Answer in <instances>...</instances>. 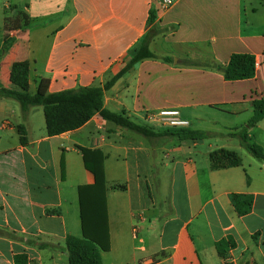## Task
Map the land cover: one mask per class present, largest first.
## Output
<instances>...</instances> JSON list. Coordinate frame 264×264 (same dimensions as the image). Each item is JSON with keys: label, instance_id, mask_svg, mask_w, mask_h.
Instances as JSON below:
<instances>
[{"label": "crops", "instance_id": "0c3cea01", "mask_svg": "<svg viewBox=\"0 0 264 264\" xmlns=\"http://www.w3.org/2000/svg\"><path fill=\"white\" fill-rule=\"evenodd\" d=\"M157 9L152 0H0V87L17 89L12 66L27 61L31 92L40 79L50 93L105 85L132 59L154 11L152 25L168 31L150 48L174 63H136L105 92V107L140 124L146 110L179 109L192 129L214 137L149 138L99 114L50 136L43 107L23 116L16 100L0 99V264H69L66 237L82 236L79 187L94 183L76 146L106 156L103 264H264V159L235 141L253 101L264 98V0H176ZM235 53L256 57L254 78L177 65L224 66ZM248 134L264 150V119ZM220 148L242 165L214 169L209 153ZM232 194L252 195L251 212L239 215ZM229 238L235 246L223 258L216 245Z\"/></svg>", "mask_w": 264, "mask_h": 264}, {"label": "trees", "instance_id": "16d2710c", "mask_svg": "<svg viewBox=\"0 0 264 264\" xmlns=\"http://www.w3.org/2000/svg\"><path fill=\"white\" fill-rule=\"evenodd\" d=\"M156 19L155 12H151L149 29L141 44L133 51L132 59L125 69L103 86L83 87L60 92H49L47 79H40L37 90L30 91L29 63L27 61L16 62L12 66L11 82L17 89L0 87V99L16 100L21 107L23 116H27L33 107L41 106L44 109L48 134L50 136L76 130L89 122L96 114L118 126L129 129L132 132L149 138L162 136L175 137L181 141H202L213 134L188 128L168 129L156 131L151 126L133 121L125 112H113L105 107V92L136 63L145 59L162 60L174 63V57L161 56L150 48L152 41L159 35L168 31L152 25ZM17 21H15L16 23ZM25 25L27 20L25 18ZM18 27V26H17ZM177 65L185 67H205L219 70L226 80H244L254 78L256 75L257 60L250 54L235 53L227 65L207 59H181ZM254 113L240 131L235 133L241 145L254 157L263 160L264 150L255 143L248 134V129L255 127L264 119V98L254 100ZM21 142L26 143V131L24 126L19 127ZM82 153L86 169L93 175L94 183L79 187L80 218L82 236L68 235L66 248L69 264H103L101 251L110 249L109 220L107 207V190L105 174V154L101 149H90L76 146ZM209 158L214 169H224L242 165V159L235 151L220 148L209 153ZM64 171V161L62 162ZM231 201L239 215L243 216L251 212L253 208V196L246 194H232ZM234 241L221 240L216 247L221 257L226 258L229 247H234Z\"/></svg>", "mask_w": 264, "mask_h": 264}, {"label": "built area", "instance_id": "2783aa9c", "mask_svg": "<svg viewBox=\"0 0 264 264\" xmlns=\"http://www.w3.org/2000/svg\"><path fill=\"white\" fill-rule=\"evenodd\" d=\"M176 0H152L158 4V11L169 9ZM144 122L155 128L166 127L179 129L191 127V121L185 118L179 109L146 110L143 117Z\"/></svg>", "mask_w": 264, "mask_h": 264}, {"label": "rangeland", "instance_id": "374dc122", "mask_svg": "<svg viewBox=\"0 0 264 264\" xmlns=\"http://www.w3.org/2000/svg\"><path fill=\"white\" fill-rule=\"evenodd\" d=\"M17 23V22H16ZM8 24H10V25H13L14 23L13 22H9ZM16 25V24H15ZM172 109H175V108H172ZM160 129V128H159ZM162 129H164L163 131H166V130H168L169 128H166V127H162ZM211 138V139H210ZM210 138H208V139H205V140H207V142H210V141H214V137H210ZM235 141L239 144L240 143V140H239V138H236L235 139Z\"/></svg>", "mask_w": 264, "mask_h": 264}, {"label": "water", "instance_id": "95a60500", "mask_svg": "<svg viewBox=\"0 0 264 264\" xmlns=\"http://www.w3.org/2000/svg\"><path fill=\"white\" fill-rule=\"evenodd\" d=\"M175 62H177V59H175Z\"/></svg>", "mask_w": 264, "mask_h": 264}]
</instances>
